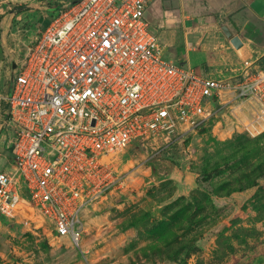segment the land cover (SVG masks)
Returning <instances> with one entry per match:
<instances>
[{
	"label": "built area",
	"instance_id": "obj_1",
	"mask_svg": "<svg viewBox=\"0 0 264 264\" xmlns=\"http://www.w3.org/2000/svg\"><path fill=\"white\" fill-rule=\"evenodd\" d=\"M154 1L56 9L16 58L6 97L14 162L0 171L1 214L33 210L55 238L80 247L87 210L118 188L114 163L123 151L169 148L217 116L232 92L264 99L262 67L219 78L168 57L147 18Z\"/></svg>",
	"mask_w": 264,
	"mask_h": 264
},
{
	"label": "rangeland",
	"instance_id": "obj_2",
	"mask_svg": "<svg viewBox=\"0 0 264 264\" xmlns=\"http://www.w3.org/2000/svg\"><path fill=\"white\" fill-rule=\"evenodd\" d=\"M48 5L59 7L56 1ZM199 11L189 14V25L210 27L208 40L197 42L194 31H181L168 57L185 50L188 56L176 61L219 78L264 68V44L244 40L240 31L227 36L222 26L232 27V16L208 7ZM175 18L168 14L160 28L150 22L164 45L162 33ZM16 31L20 37L32 27L26 23ZM214 34L223 39L217 46L209 44ZM37 39L20 45L21 58ZM208 49L212 57L200 56ZM223 104L211 121L169 148L132 144L123 151L114 163L118 188L87 210L80 247L55 238L53 224L33 210L0 213V264H264V99L232 92Z\"/></svg>",
	"mask_w": 264,
	"mask_h": 264
},
{
	"label": "crops",
	"instance_id": "obj_3",
	"mask_svg": "<svg viewBox=\"0 0 264 264\" xmlns=\"http://www.w3.org/2000/svg\"><path fill=\"white\" fill-rule=\"evenodd\" d=\"M54 1H56L57 6H61L68 0H0V75L4 77L3 85L0 86V171H10L14 162V155L11 149L14 132L11 133L9 130L11 127L7 122L3 121V117H5L8 110L6 97L10 93L13 59L16 60L19 56L17 52L20 50V45L28 44L37 39L38 35L32 34H35L37 30H40V32L45 30L46 27L43 25L45 21L49 20L51 22V18L43 17L42 20V15H44L45 12H52L54 10V7L56 6L48 5ZM180 1L181 5L177 6L178 0L172 2L167 0H157L152 3L153 5L151 4L147 11L149 22H151V25L154 24L158 28L164 27L167 23V15L169 14L171 16L174 13V16L176 17L174 27L168 28L162 33L167 51L169 45L172 47L173 44L176 43V36H178L181 31H194V34H192L197 42L208 40V36L210 37L211 33L205 30H209L210 27L195 28L189 25L191 19L189 14H199V9L207 7L211 10H218L224 15L232 16L234 23L233 26L231 27L225 24L222 26V30L224 27H228L233 35L240 31L244 40L252 38L255 40V44H264V0ZM173 4L175 10L169 9L168 5L173 7ZM193 8H195V11ZM10 9L13 11H10ZM26 23L30 24V27H32V33L20 35L19 37L16 29L19 26L22 27ZM155 29L158 30L157 28ZM174 32L177 33V35H174ZM168 34L174 36L169 38L167 37ZM214 37L215 38L209 42L211 46H217L223 40L220 35L214 34ZM182 47H184L183 44ZM178 52L180 53L177 55L171 53L170 57L174 60L178 59L182 61L187 53L185 50ZM206 54L207 56L209 55L212 57V51L209 52V49L206 52L200 53V56L204 58ZM187 58L190 61V56ZM189 65L192 66L190 63Z\"/></svg>",
	"mask_w": 264,
	"mask_h": 264
},
{
	"label": "water",
	"instance_id": "obj_4",
	"mask_svg": "<svg viewBox=\"0 0 264 264\" xmlns=\"http://www.w3.org/2000/svg\"><path fill=\"white\" fill-rule=\"evenodd\" d=\"M81 0H71L70 2L66 3V4H63L61 6H59L57 9L59 8H62V7H65V6H72V5H75L77 3H79ZM56 10V9H55ZM224 32L226 33L227 36L229 37H232L233 34L232 32L229 30L228 27H224L223 28ZM17 68V62L15 59H13V69H12V77H11V84H10V93L9 95H12L13 94V91H14V86H15V77H14V70ZM8 112H6V115L5 117H3V121L4 122H7L8 120ZM1 120V118H0Z\"/></svg>",
	"mask_w": 264,
	"mask_h": 264
},
{
	"label": "bare ground",
	"instance_id": "obj_5",
	"mask_svg": "<svg viewBox=\"0 0 264 264\" xmlns=\"http://www.w3.org/2000/svg\"><path fill=\"white\" fill-rule=\"evenodd\" d=\"M260 135V134H259Z\"/></svg>",
	"mask_w": 264,
	"mask_h": 264
}]
</instances>
